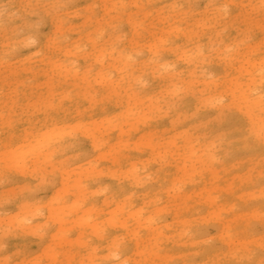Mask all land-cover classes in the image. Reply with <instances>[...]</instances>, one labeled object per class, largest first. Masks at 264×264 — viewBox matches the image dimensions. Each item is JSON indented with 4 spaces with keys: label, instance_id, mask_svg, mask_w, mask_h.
<instances>
[{
    "label": "rangeland",
    "instance_id": "obj_1",
    "mask_svg": "<svg viewBox=\"0 0 264 264\" xmlns=\"http://www.w3.org/2000/svg\"><path fill=\"white\" fill-rule=\"evenodd\" d=\"M263 75L264 0H0V264H264Z\"/></svg>",
    "mask_w": 264,
    "mask_h": 264
},
{
    "label": "bare ground",
    "instance_id": "obj_2",
    "mask_svg": "<svg viewBox=\"0 0 264 264\" xmlns=\"http://www.w3.org/2000/svg\"><path fill=\"white\" fill-rule=\"evenodd\" d=\"M263 77V79H264V75L262 76ZM257 90H259V88L257 87ZM11 92V91H10ZM259 98H264V93H260L259 94ZM231 103L233 104V101H231ZM4 112V111H3ZM2 118V117H1ZM48 119V118H47ZM1 120V119H0ZM254 128V127H253ZM57 130H58V132L60 131L58 128H57ZM57 130H55V132L57 131ZM65 131V130H64ZM61 133H63V132H61ZM67 133V132H66ZM88 133V132H87ZM59 134H60V132H59ZM69 134V133H68ZM258 134V133H257ZM257 134H255L256 136H257ZM261 134V133H260ZM50 135H51V132H48L47 134H45L44 136H42V137H34V139H31V137H29V138H27L26 139V141L21 145V146H18V147H16V148H14L15 146H11V145H8V147H6V153H4V154H6L7 156H8V159H3L4 160V162H7V161H10V162H12V161H22V160H25V159H27L28 157H30V156H33L34 155V158L36 159V161H37V158L43 153V151L45 150V145H43L44 144V142L50 137ZM53 135V134H52ZM61 135V134H60ZM259 135V134H258ZM52 137V136H51ZM66 138H67V136H66ZM9 143L10 144H13V143H11L10 141H9ZM79 145V144H78ZM93 145L94 146H96V144L95 143H93ZM81 147V146H80ZM92 149V148H91ZM65 151V150H64ZM84 153H88V150H87V152L85 151ZM55 156V155H54ZM53 156V157H54ZM88 156V155H87ZM86 158V157H85ZM32 159V158H31ZM0 162H1V160H0ZM8 163V162H7ZM12 164V163H11ZM2 166V165H1ZM1 170V169H0ZM138 170V169H137ZM135 173V172H134ZM139 173V172H138ZM126 175V174H125ZM68 182V181H67ZM122 191V190H121ZM129 191V190H128ZM172 191V190H171ZM177 191V190H176ZM113 192V191H112ZM124 192V191H123ZM175 193V192H174ZM177 193H179V192H177ZM183 193V192H182ZM107 194V193H106ZM168 196V195H167ZM187 196V195H186ZM160 203V202H159ZM162 204V203H161ZM82 205H83V203H82ZM169 207V206H168ZM173 207V206H172ZM120 207H118V209H119ZM142 209V208H141ZM178 209V208H177ZM144 210V209H143ZM175 210V209H174ZM39 211V210H38ZM92 210H86V211H84L83 212V215L81 216L82 218L81 219H83V220H85L86 221V223H89V225H91L90 224V222H91V220H92V216H91V214H92V212H91ZM166 211H168V209L166 210ZM143 212V211H142ZM142 212H140L139 210L138 211H136L134 214H131V216L133 217V219L135 220V223H136V226H135V228H133L132 230H131V233H133L134 235H135V237L137 238L138 237V235H136L137 234V232H138V229H137V227H145V228H148L150 231L152 230V231H156V232H158V236H157V234L156 233H154V234H156V236L154 235V236H152V239H150V241H152V240H154L155 241V243H159V241H160V238L163 236L164 237V239H167L166 241H171V236H168V235H165L163 232H165L164 230H163V232L160 230L161 229V227H159V226H157V220L158 219H161V217L160 218H158L157 219V217H156V214H152L148 219H146V221H143L142 219H141V216H140V214H142ZM145 212V211H144ZM20 213V212H19ZM46 213V212H45ZM62 213H64V212H57L56 211V209H54V208H50L49 209V219H52L56 224L55 225H57V223L59 224V225H63V223H64V218L62 217ZM176 213V212H175ZM143 215V214H142ZM144 215H146V214H144ZM143 215V216H144ZM35 216H36V214L33 212V211H31L30 212V215L29 216H27V217H25L24 219H21L20 220V225L21 226H25V225H27V224H29V223H33L34 222V220H35ZM107 221L112 225V226H115L116 227V225L118 226H121V227H125L126 226V224L128 223V220L127 219H123V220H121V222H119L120 221V217L119 216H117V215H115V217L114 216H108L107 217ZM180 221H182V220H180ZM184 221V220H183ZM187 221V220H186ZM2 222V221H1ZM119 222V223H118ZM166 222V221H165ZM174 222V221H173ZM190 222V221H189ZM184 223V222H183ZM219 223H223V222H219ZM164 224H166V223H164ZM167 225H169V224H166V227H167ZM230 225V224H229ZM186 226V225H185ZM184 226V227H185ZM30 227V229H32V228H36V227H39V226H35V225H30L29 226ZM28 227V228H29ZM91 227H93L94 228V230L95 231H97L98 230V228H97V224H92V226ZM187 227V226H186ZM60 229H59V233H61V232H63V231H65L64 230V228H62V227H59ZM168 228V227H167ZM172 228V227H171ZM175 228V227H174ZM192 228V227H191ZM147 229V230H148ZM162 229H165V227L164 228H162ZM176 229V228H175ZM218 229V228H217ZM220 229H221V227H220ZM224 229V228H223ZM166 230H169V229H166ZM230 230V229H229ZM233 230V229H232ZM193 231V230H192ZM196 231V230H195ZM224 231V230H223ZM205 232V231H204ZM219 232V231H218ZM228 232V231H227ZM166 233V232H165ZM168 233V232H167ZM188 233V232H187ZM226 233V232H225ZM229 233H230V231H229ZM163 234V235H162ZM180 234H182V233H180ZM185 234V233H184ZM235 234V233H234ZM131 235V234H130ZM186 235V234H185ZM198 235H202L201 233L200 234H198ZM220 235V234H219ZM227 235V234H226ZM57 235H55L54 237H56ZM221 236V235H220ZM229 236V235H228ZM239 236V235H238ZM120 237V236H119ZM142 237V236H141ZM179 237H181V236H179ZM185 236H183V238H184ZM190 237V236H189ZM195 237H198V236H195ZM212 237V236H211ZM210 237V238H211ZM214 237V236H213ZM215 237H217V236H215ZM221 237H223L224 238V236H221ZM220 237V239H222ZM240 237V236H239ZM188 238V237H187ZM209 238V237H208ZM227 238H229V237H227ZM236 238V237H235ZM240 238H242V237H240ZM138 239V238H137ZM136 239V241H134L135 242V246H136V248H137V250L134 252V251H131V249H129V248H125V250H122L121 248H119L118 246L121 244L120 243V241L117 239V238H115V240L114 241H116V242H114V243H108L107 245H106V250L108 251L107 252V254H106V258H109V259H111L110 260V262H108L107 264H142V262H140V241L139 240H137ZM148 239V238H147ZM173 239H174V237H173ZM173 239H172V241H173ZM211 239H213V238H211ZM225 239V238H224ZM231 239V238H230ZM229 239V240H230ZM105 240V239H104ZM192 240V239H191ZM193 240H195V239H193ZM238 240V239H237ZM126 241V240H125ZM165 241V242H166ZM176 241V240H175ZM179 241H181V239L179 240ZM162 242H164V241H162ZM164 242V243H165ZM186 243L185 244H188L189 242H187V241H185ZM197 242V241H196ZM224 242V241H223ZM233 242V241H232ZM235 242V241H234ZM233 242V243H234ZM243 242V241H242ZM120 243V244H119ZM152 243H153V241H152ZM151 243V244H152ZM231 243V242H230ZM240 243V242H239ZM119 244V245H118ZM173 243H171V242H169V246H171ZM192 244V243H191ZM199 244V243H198ZM235 244V243H234ZM245 244V243H244ZM182 245V244H181ZM197 245V244H196ZM155 246V245H154ZM153 246V247H154ZM157 247H159V245L157 244L156 245ZM184 246V245H183ZM191 246V245H190ZM189 246V247H190ZM195 246V245H194ZM229 246V245H228ZM235 246H237V245H235ZM185 247H187V245L185 246ZM188 247V248H189ZM243 247V246H242ZM155 248V247H154ZM162 248V247H161ZM169 248V247H168ZM223 248V247H222ZM164 249V248H163ZM162 249V250H163ZM165 249H167V248H165ZM164 249V250H165ZM170 249V248H169ZM168 249V250H169ZM196 249V248H195ZM208 249V248H207ZM217 249V248H216ZM215 249V250H216ZM234 249V248H233ZM244 249H245V247H244ZM247 249V248H246ZM105 250V251H106ZM199 250V249H198ZM198 250H196V251H198ZM236 250V249H235ZM234 250V251H235ZM72 251V250H71ZM158 251H161V250H157V252ZM233 251V252H234ZM237 251V250H236ZM238 251H240V250H238ZM245 251H247V250H245ZM54 252V251H53ZM82 252V251H81ZM84 252V251H83ZM92 252V251H91ZM200 252V251H199ZM206 252V251H205ZM221 252V251H220ZM225 252V251H224ZM43 253V252H42ZM41 253V254H42ZM148 253V252H147ZM171 253V252H170ZM202 253H204V252H202ZM232 253V252H231ZM231 253H230V255H231ZM249 252H247V254L246 255H249L248 254ZM44 254H45V256H47L48 258H49V260L51 261V264H58V261H59V252H54V253H52V254H50V250L48 251V249H46L45 251H44ZM76 254V253H75ZM166 254V253H165ZM214 254V253H213ZM212 255V254H211ZM214 255H216V254H214ZM219 255V254H218ZM221 255V254H220ZM233 255V254H232ZM241 255V254H240ZM153 256V255H152ZM223 256H224V254H223ZM228 256V255H227ZM250 256V255H249ZM207 257V256H206ZM210 257V255L208 256V258ZM216 257V256H215ZM233 258H234V255L232 256ZM237 257V256H236ZM247 257V256H246ZM245 257V258H246ZM65 258L66 259H68L69 258V256L68 255H65ZM150 258V257H149ZM152 258V257H151ZM156 259L158 258V257H155ZM159 258H161L160 259V262H159V264H175L173 261L174 260H172L171 258H173V257H169L168 255H159ZM213 258V257H212ZM226 258V257H225ZM229 258H231V257H229ZM214 259V258H213ZM216 259V258H215ZM242 259L243 258H241V261H242ZM219 260V259H218ZM224 260V259H223ZM226 260V259H225ZM229 260V259H228ZM231 260V259H230ZM203 258L202 259H200L197 263H192V264H202L203 263ZM222 261V260H221ZM236 261H238V260H236ZM251 261V260H250ZM39 262V261H38ZM188 262V261H187ZM217 262V261H216ZM224 262V261H223ZM223 262H221V263H223ZM226 262V261H225ZM247 262V261H246ZM262 262V261H261ZM70 263V262H69ZM80 263V262H79ZM153 263V262H152ZM186 263V262H185ZM205 263V262H204ZM213 263V262H212ZM259 263V262H258ZM27 264H38L37 262H29V263H27ZM73 264H74V262H73ZM82 264H84V263H82ZM157 264V263H156ZM214 264V263H213ZM228 264V263H227Z\"/></svg>",
    "mask_w": 264,
    "mask_h": 264
}]
</instances>
